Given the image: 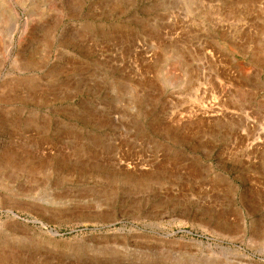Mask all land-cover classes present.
<instances>
[{
  "label": "rangeland",
  "instance_id": "rangeland-1",
  "mask_svg": "<svg viewBox=\"0 0 264 264\" xmlns=\"http://www.w3.org/2000/svg\"><path fill=\"white\" fill-rule=\"evenodd\" d=\"M31 263L264 264V0H0V264Z\"/></svg>",
  "mask_w": 264,
  "mask_h": 264
},
{
  "label": "bare ground",
  "instance_id": "bare-ground-1",
  "mask_svg": "<svg viewBox=\"0 0 264 264\" xmlns=\"http://www.w3.org/2000/svg\"><path fill=\"white\" fill-rule=\"evenodd\" d=\"M28 262V261H27ZM32 264V263H31Z\"/></svg>",
  "mask_w": 264,
  "mask_h": 264
}]
</instances>
